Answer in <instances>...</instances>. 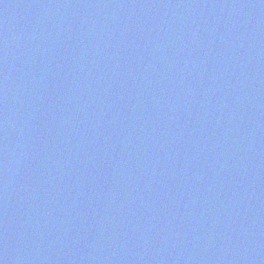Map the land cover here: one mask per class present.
Listing matches in <instances>:
<instances>
[{
  "label": "water",
  "instance_id": "water-1",
  "mask_svg": "<svg viewBox=\"0 0 264 264\" xmlns=\"http://www.w3.org/2000/svg\"><path fill=\"white\" fill-rule=\"evenodd\" d=\"M0 264H264V0H0Z\"/></svg>",
  "mask_w": 264,
  "mask_h": 264
}]
</instances>
